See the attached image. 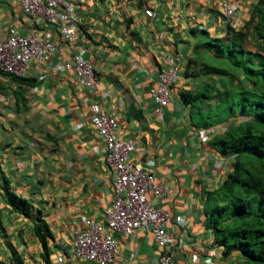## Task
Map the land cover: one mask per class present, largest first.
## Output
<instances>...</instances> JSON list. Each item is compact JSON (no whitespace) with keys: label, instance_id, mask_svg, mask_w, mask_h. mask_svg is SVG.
<instances>
[{"label":"crops","instance_id":"crops-1","mask_svg":"<svg viewBox=\"0 0 264 264\" xmlns=\"http://www.w3.org/2000/svg\"><path fill=\"white\" fill-rule=\"evenodd\" d=\"M227 0H77L81 18L73 45L57 26L24 14L19 0H0V40L13 27L20 34L37 30L61 49L43 62L31 60L22 76L0 74V264L14 251L24 264H44L43 248L33 233L38 216L50 227L47 250L51 264H97L71 257L67 248L74 230L90 217L104 224L113 197L112 174L103 141L90 122L91 104L114 116L117 135L131 138L133 163L151 171L169 191L160 204L171 213V264H232L205 226L207 192L233 169V157L214 143L232 120L206 124L217 103L198 95L215 85L193 60L200 30L225 33ZM257 0H232L238 24L249 18ZM151 9L153 15L145 14ZM232 26V25H231ZM81 53L93 66L96 89L82 86L61 56ZM166 55L178 56L179 72L169 104L153 113L150 89ZM194 96L185 98L182 93ZM236 118L233 119V121ZM31 205V215L15 210L3 186ZM119 257L113 264H160L152 234L143 226L129 235L116 233ZM62 255V261L57 257Z\"/></svg>","mask_w":264,"mask_h":264},{"label":"trees","instance_id":"trees-1","mask_svg":"<svg viewBox=\"0 0 264 264\" xmlns=\"http://www.w3.org/2000/svg\"><path fill=\"white\" fill-rule=\"evenodd\" d=\"M196 46L202 51L193 63L217 77L215 85L207 83L196 95L209 99L214 92L218 98L204 123L232 120L214 143L234 159L232 171L207 192L204 224L214 231L213 241L222 245L223 254H236L232 264H264V0H257L242 26L229 24L221 36L201 29ZM3 189L15 210L31 215L26 199L6 185ZM33 233L43 248L44 264H51L47 245L52 233L39 216ZM9 264L24 262L12 251Z\"/></svg>","mask_w":264,"mask_h":264},{"label":"built area","instance_id":"built-area-1","mask_svg":"<svg viewBox=\"0 0 264 264\" xmlns=\"http://www.w3.org/2000/svg\"><path fill=\"white\" fill-rule=\"evenodd\" d=\"M232 0L223 4V15L233 27L238 24ZM24 14L34 20L35 25H56L59 36L73 45L77 39L81 18L76 12L77 0H19ZM146 15H153L145 9ZM61 49L37 30L20 34L15 28L0 40V74L23 76L31 60L43 62ZM166 67L159 71L156 85L150 89L154 103L153 113L159 115L169 104L171 85L179 72L180 58L166 55ZM61 64L72 70L84 87L96 89L97 79L92 64L81 54L70 58L61 56ZM90 122L102 139L103 153L112 174L113 197L106 209L104 224L87 217L83 227L74 230L67 253L81 261L97 264H113L119 257L116 233L129 235L140 227H147L160 253V264H171L173 260L172 234L168 231L171 213L160 202L166 198L169 187L155 179L153 173L141 164L133 163L131 154L135 144L131 138L117 135L114 116L103 112L97 103H92ZM62 261V255L57 257Z\"/></svg>","mask_w":264,"mask_h":264}]
</instances>
